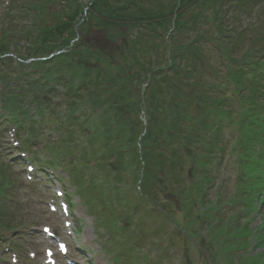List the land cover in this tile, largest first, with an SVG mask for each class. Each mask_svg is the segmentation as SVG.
Wrapping results in <instances>:
<instances>
[{
    "label": "trees",
    "instance_id": "trees-1",
    "mask_svg": "<svg viewBox=\"0 0 264 264\" xmlns=\"http://www.w3.org/2000/svg\"><path fill=\"white\" fill-rule=\"evenodd\" d=\"M67 2L51 23L48 9L36 7L29 10L35 14L27 13L31 27L8 16L0 30L1 96L7 95L4 108L15 126L29 127L33 136L32 116L43 123L50 112L58 121L59 105L50 110V103L59 98L66 109L64 134L73 138L75 130L86 142L77 149L79 158L68 155L78 181L83 176L89 186L120 183L133 167L139 172L135 182L142 175L138 199L166 211L177 230L182 226L175 214L190 222L202 217L214 182L208 166L227 155L223 133L233 134L237 125L240 139L232 144L243 157V187L262 204L264 23L243 19L255 17L263 0H94L80 25L84 8ZM77 29L81 37L75 41ZM97 33L105 45L93 39ZM20 43L27 45L20 54L25 62L13 66L4 56ZM148 77L145 128L140 87ZM3 174L5 189L12 178ZM248 194L251 211L255 199ZM237 229L225 233L234 237L225 264H233L232 253L251 238L248 227ZM254 237L255 247L263 246L264 228Z\"/></svg>",
    "mask_w": 264,
    "mask_h": 264
},
{
    "label": "rangeland",
    "instance_id": "rangeland-1",
    "mask_svg": "<svg viewBox=\"0 0 264 264\" xmlns=\"http://www.w3.org/2000/svg\"><path fill=\"white\" fill-rule=\"evenodd\" d=\"M77 2L81 7L86 6L85 0ZM36 7L46 8V11L48 9L50 15L47 21L51 23V20H55L54 15L61 13L60 9L69 7V2L0 0V27L6 24V12L17 24L21 22L22 28L31 27L32 21L27 13L35 14V11L29 10ZM251 20L253 23H264V0L255 10V17L252 15L243 19L245 23ZM93 39L102 45L106 44L99 33ZM25 50V46L20 43L18 51ZM12 98L17 100L15 95ZM32 117L30 121L37 124L38 119ZM50 120L46 122L47 125L40 127L36 143L30 144L31 151L21 147L20 137L17 138L13 127L0 131V172L2 169L12 178L8 187L4 189L0 186V211L5 217V221L0 223V229L7 231L0 230V264H45L48 247L53 244L55 249L56 245V240L45 237V231L56 232L58 240L65 241L68 246L66 257H61L56 251L55 259L59 257L57 264H206L203 253L194 248L191 240L176 232L172 223L163 221L152 204L138 199L135 184H130L135 180L132 173L139 174L137 169L128 168L129 173L121 174L120 183H98L87 189L81 184H74L65 169L55 168L52 172L42 174L37 161H48V154H44L42 149L43 146L51 149L50 143L54 142L53 135L48 134ZM233 128L235 131L232 135L235 138L238 127L234 125ZM71 141L74 139L63 138L66 153L72 151L70 146L76 148ZM11 147H14L12 154L19 153L18 162L10 159L12 154L8 150ZM235 148L233 144L231 150ZM54 159L55 164L62 163L59 156ZM222 162L223 165L214 176L216 186L212 184L207 190L202 217L190 222L182 213L176 216L181 225L195 234L204 249L216 255L220 264H225L224 259L227 260L229 255L226 253L228 242L234 238H226L225 233L245 225L258 235L264 228V203L253 201V211L246 210L245 201L250 200L244 196V191L248 190L244 189L243 183L246 182L240 176L243 175V165L238 167L241 179L238 184L234 176L235 169L226 167V159ZM218 165L216 159L209 165L210 170L214 171ZM29 166H33V172L29 171ZM3 179H7L4 174L0 176V181ZM58 191L64 193L61 194L64 198L58 196ZM248 196H252V199L257 197L254 194ZM260 196L263 197V194ZM63 200L68 201V216L62 212ZM185 227L181 229L191 237ZM249 242H253L254 246L256 241ZM250 249L251 255L259 254V264H264V249L256 250L249 246L247 250ZM243 251L246 250L232 253L236 255V264H250L252 257L250 254L243 255Z\"/></svg>",
    "mask_w": 264,
    "mask_h": 264
},
{
    "label": "water",
    "instance_id": "water-1",
    "mask_svg": "<svg viewBox=\"0 0 264 264\" xmlns=\"http://www.w3.org/2000/svg\"><path fill=\"white\" fill-rule=\"evenodd\" d=\"M207 260H209L208 257H207Z\"/></svg>",
    "mask_w": 264,
    "mask_h": 264
}]
</instances>
